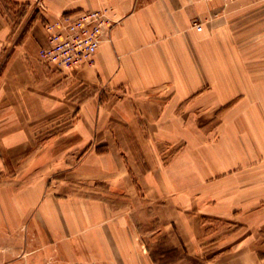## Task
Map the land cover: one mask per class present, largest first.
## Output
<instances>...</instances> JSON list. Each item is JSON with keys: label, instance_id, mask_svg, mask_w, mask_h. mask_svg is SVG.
<instances>
[{"label": "crops", "instance_id": "0c3cea01", "mask_svg": "<svg viewBox=\"0 0 264 264\" xmlns=\"http://www.w3.org/2000/svg\"><path fill=\"white\" fill-rule=\"evenodd\" d=\"M24 1L0 7V224L35 221L54 264H264V5L134 0L65 75Z\"/></svg>", "mask_w": 264, "mask_h": 264}, {"label": "rangeland", "instance_id": "374dc122", "mask_svg": "<svg viewBox=\"0 0 264 264\" xmlns=\"http://www.w3.org/2000/svg\"><path fill=\"white\" fill-rule=\"evenodd\" d=\"M16 1H20V0L0 1V7H2L3 11L5 10V8L11 9V11H12L11 16H12V14L16 16V12L14 11V10H16V8L13 7L14 6L13 4ZM25 1H27L29 3V6L31 7V11L39 10L42 12V14L47 19L45 21L46 22L45 25L43 26V30L47 36V45L40 48L38 55H39L40 62L43 65L52 68L50 65L43 63L42 59H41L42 50L48 46L49 32L47 29V24L54 23L62 15L75 14V13L82 12L83 10L89 11L88 9H92L93 11H97V10L105 11L107 17L109 19L110 18L113 19V17L110 14V12L112 10H115V8L120 6V5H122L123 7L125 6V8L127 6H131V3H133L134 0H25ZM25 1H24V3H25ZM200 1L205 3L206 5H209L211 2L216 1V0H200ZM217 1H220L221 3H223V5H227V6L230 4H245V3L264 5V0H217ZM75 11H79V12H75ZM72 12H75V13H72ZM117 15H119V14H117ZM117 15H115L116 19H117V17H119ZM211 19H212V16L208 17L206 19V21L210 22ZM114 24L115 23L112 21V27L110 28V31L113 29ZM196 24L201 25L200 21L199 22L198 21L193 22L194 27ZM258 25H261V23L257 24V26ZM263 25H261V26H263ZM255 26H256V24H255ZM110 31H109V33H110ZM262 34H264V29L255 33V36L256 37L261 36ZM253 46H254L255 50L261 49L260 52L264 51V48H261L259 43H254ZM94 57H95V55H94ZM93 62H94V58H93L92 62L81 63L80 65L85 64L87 66H91L93 64ZM80 65H77L76 67H79ZM76 67H72V68L68 69L65 72V75L66 74L68 75L70 70H72L73 68H76ZM190 142H191V140L190 141H180V143H184V145L181 146L180 150L188 149L190 154H191V162H192L198 156L197 155L198 145L194 143V146L192 147L189 145ZM195 142L197 143V140H195ZM170 162L167 161V166H169ZM6 181L5 180H3L2 182L0 181V190L5 188V185L7 183ZM95 190H100V189H95ZM118 190L119 189L113 187L106 194V198L111 203V206L115 207L112 210H115V211H118V207H119L118 204H116L117 203L116 201H118L117 197L120 196L119 195L120 193L118 192ZM124 211H129V209L124 210ZM20 222H22V221H20ZM2 223H3L2 225L0 224V253L7 252L8 254L13 255V258L15 260H20V264H23V263H26L28 261V259H30V257H32L33 260H36L37 254H38L36 249H40V250H42V252L46 256L45 257L46 261H47L46 264H54L56 261L59 260V259H56L55 255L53 254V253H55V246H53V245H55V242L50 240L52 237L40 236L38 234V229H37V225H36L35 221L29 220V221H24L23 223L13 221V224H11V223L6 224L5 221H3ZM213 227L217 228V223L215 225H213ZM222 228H224V227H222ZM218 229L221 230L220 227ZM222 230H224V229H222ZM63 238H65V236L62 237L61 239H63ZM224 239H225L224 242H229V240H226V238H224ZM162 253H164V252H159V254H162ZM168 255L171 259H173V258L176 259L177 257L180 256L179 253L178 254L177 253H175V254L174 253L173 254L168 253ZM61 258H62V264H71L68 255H66V257L62 255ZM71 262H72V264L84 263L83 259L81 261L80 258L77 261L74 260Z\"/></svg>", "mask_w": 264, "mask_h": 264}, {"label": "built area", "instance_id": "2783aa9c", "mask_svg": "<svg viewBox=\"0 0 264 264\" xmlns=\"http://www.w3.org/2000/svg\"><path fill=\"white\" fill-rule=\"evenodd\" d=\"M111 27L112 21L101 10L62 15L47 24L48 46L41 52L42 62L62 73L81 63L92 62ZM195 28L202 30L200 24Z\"/></svg>", "mask_w": 264, "mask_h": 264}]
</instances>
